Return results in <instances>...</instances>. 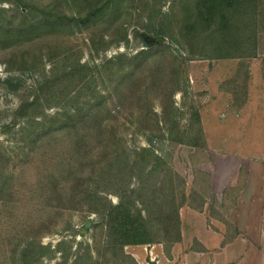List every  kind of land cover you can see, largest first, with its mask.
<instances>
[{"label": "rangeland", "instance_id": "rangeland-1", "mask_svg": "<svg viewBox=\"0 0 264 264\" xmlns=\"http://www.w3.org/2000/svg\"><path fill=\"white\" fill-rule=\"evenodd\" d=\"M246 96L264 0H0V264H264Z\"/></svg>", "mask_w": 264, "mask_h": 264}, {"label": "crops", "instance_id": "crops-1", "mask_svg": "<svg viewBox=\"0 0 264 264\" xmlns=\"http://www.w3.org/2000/svg\"><path fill=\"white\" fill-rule=\"evenodd\" d=\"M246 104L244 105L243 109L240 111V113H244V120L243 122L247 125L248 123H251V120L254 122H257V119L264 116V96H246ZM183 221V220H182ZM186 223L183 222L181 226V237L182 240H186L185 238V228H186ZM199 243L204 246V249H207L206 245L207 242L201 238H197ZM178 246H183L181 243L179 245V242L176 243ZM178 246L174 248V251L172 253L173 259H166L167 264H201L198 263L196 260V256H200V254L203 255V253H196V252H187V253H179L178 252ZM194 255V259H190V256ZM216 255H222L220 253Z\"/></svg>", "mask_w": 264, "mask_h": 264}, {"label": "trees", "instance_id": "trees-1", "mask_svg": "<svg viewBox=\"0 0 264 264\" xmlns=\"http://www.w3.org/2000/svg\"><path fill=\"white\" fill-rule=\"evenodd\" d=\"M218 1H225V0H218ZM233 2V1H231ZM218 12H221L222 13V10H219ZM124 206L121 205L120 207H116V208H113L112 211L108 212V221L109 223H112V222H116L117 221V217L115 216L117 210H120L122 209ZM177 218L179 219V224H180V217H179V214L177 215ZM127 218H124V220L122 221L121 223V228L123 230V228H126V226H128V223H127ZM130 219V218H129ZM134 227V228H133ZM144 229L145 227L142 226V227H135L134 224H132V227H129V230H125L124 231L126 233H129V235L127 236L128 237V240H127V243L128 244H131V245H140V244H147L148 241L144 238L146 236V232H144ZM121 230V231H122ZM179 230H180V226H179ZM132 231L134 236H132ZM181 232V231H180ZM135 233L137 234V236H135ZM140 233V234H139ZM124 235V234H123ZM126 235V234H125ZM125 237V236H124Z\"/></svg>", "mask_w": 264, "mask_h": 264}, {"label": "water", "instance_id": "water-1", "mask_svg": "<svg viewBox=\"0 0 264 264\" xmlns=\"http://www.w3.org/2000/svg\"><path fill=\"white\" fill-rule=\"evenodd\" d=\"M151 41H152V40H148V41H147V43H149V44H150V43H151ZM92 224H93V222H92V221L88 222V224L86 225V229H89V228H90V226H91Z\"/></svg>", "mask_w": 264, "mask_h": 264}]
</instances>
